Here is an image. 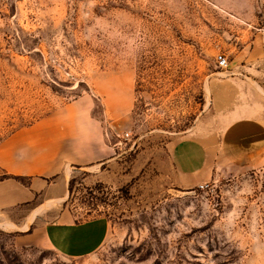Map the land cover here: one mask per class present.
I'll return each mask as SVG.
<instances>
[{"label": "rangeland", "instance_id": "1", "mask_svg": "<svg viewBox=\"0 0 264 264\" xmlns=\"http://www.w3.org/2000/svg\"><path fill=\"white\" fill-rule=\"evenodd\" d=\"M253 56L264 0H0V144L86 97L112 148L68 168L63 201L13 213L31 229L39 207L49 224L102 217L104 241L67 256L6 222L0 264H264V163L222 164L203 189L175 184L169 164L209 111L211 79Z\"/></svg>", "mask_w": 264, "mask_h": 264}, {"label": "crops", "instance_id": "2", "mask_svg": "<svg viewBox=\"0 0 264 264\" xmlns=\"http://www.w3.org/2000/svg\"><path fill=\"white\" fill-rule=\"evenodd\" d=\"M239 68L232 76L211 79L209 111L171 148L173 180L182 188L209 183L222 164L253 168L264 163V58L253 56ZM92 108V99L80 97L0 144L5 173L25 178V183L0 179V225L10 222L17 230L25 221V240L73 257L92 253L104 241L108 229L102 217L49 224L39 207L31 229L29 220L13 213L35 201L39 206L63 201L68 168L104 163L111 156Z\"/></svg>", "mask_w": 264, "mask_h": 264}, {"label": "built area", "instance_id": "3", "mask_svg": "<svg viewBox=\"0 0 264 264\" xmlns=\"http://www.w3.org/2000/svg\"><path fill=\"white\" fill-rule=\"evenodd\" d=\"M218 62L220 64L221 67L223 68H228L229 66V62L227 61L226 56H224L223 54H219L218 56ZM206 186H208V183L202 184L200 185V188H205Z\"/></svg>", "mask_w": 264, "mask_h": 264}, {"label": "trees", "instance_id": "4", "mask_svg": "<svg viewBox=\"0 0 264 264\" xmlns=\"http://www.w3.org/2000/svg\"><path fill=\"white\" fill-rule=\"evenodd\" d=\"M3 178H15V179H17V180H19V181L25 183V178L22 177V176H18V175H13V174H7V173H6V174L3 176Z\"/></svg>", "mask_w": 264, "mask_h": 264}]
</instances>
